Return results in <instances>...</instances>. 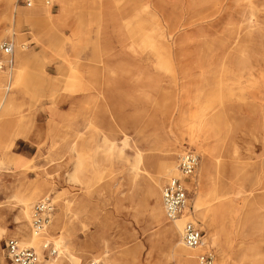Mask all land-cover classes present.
Segmentation results:
<instances>
[{
  "label": "rangeland",
  "instance_id": "1",
  "mask_svg": "<svg viewBox=\"0 0 264 264\" xmlns=\"http://www.w3.org/2000/svg\"><path fill=\"white\" fill-rule=\"evenodd\" d=\"M4 1L0 42L14 41L29 61L0 111V260L5 240L22 242L20 226L32 232V209L50 196L49 234L40 249L31 245L42 264L59 256L45 240L84 264L97 255L108 264H196L202 249L179 251L182 234L169 233L183 215L199 223L218 264H247L250 248L264 264V0H252L257 11L251 0H69L62 21L60 0L51 21L20 19L29 7L14 0L17 11H7ZM212 145L222 161L216 187L199 169ZM189 148L200 154L191 207L172 221L161 191ZM166 160L171 169L154 185ZM30 194L27 220L18 209ZM216 195L230 212L201 216Z\"/></svg>",
  "mask_w": 264,
  "mask_h": 264
},
{
  "label": "bare ground",
  "instance_id": "2",
  "mask_svg": "<svg viewBox=\"0 0 264 264\" xmlns=\"http://www.w3.org/2000/svg\"><path fill=\"white\" fill-rule=\"evenodd\" d=\"M60 1H61V13L62 14L59 18L60 19L59 21H62V19L67 14L69 0H60ZM14 2H15L14 0H5L4 1V4H5L7 11L11 10L12 5H16L15 11H17L18 4H14ZM250 6L254 9H256V11H257V6L254 4V1H252V0L250 1ZM27 7H29V8L21 9V11L25 12L24 13L25 15L22 14V16H21V13L17 14V16L20 19H25V20L27 19L28 21H30V20H35V19L42 17L46 21H51L52 13L50 10V5L44 4L42 2V0H35L34 4L27 6ZM13 9H14V7H13ZM256 11L253 12V17L255 16ZM15 46H16V52H15V55L13 58L14 62H13V65L11 67L12 70H8V72H6L7 70L0 71V88L3 87V84H6L5 85L6 88L4 89L5 93L3 95L4 97L0 101V111L4 110L1 114L3 117H5L7 111H9V108L11 106V101L13 99L12 97L9 98V91L12 89L13 80L15 81L14 86L17 88L18 87L17 85L19 84L20 77H22V74H24V69H25V67L29 61V57L27 56V54L25 52H21L20 50H18L17 44ZM12 93H14V92H12ZM12 93H10L11 96H12ZM7 96H8V98H7ZM1 121L4 122V118L2 119V117H1ZM222 129H223L222 127L220 129V127L218 126V130H220L219 134L221 133ZM103 140H104L105 144H107L106 142H108V141H112L106 134H104ZM126 140H128V139H126ZM113 146L114 145H110L106 149L104 145H99V148H103V150L106 149V150H109L111 152V151H113V148H114ZM214 151H215L214 145H212L211 148L210 147L205 148V150L203 152V160H202V163L199 167V169L201 171V178L207 177L209 179L210 183L212 184V187L217 186L216 181H218L220 178V176L218 177L217 173L221 172V168H222V161H221V159L217 158L218 156L216 157ZM169 162H170V160H166L165 162L162 161V162L156 163V171L150 177L151 183H154V185L158 184L160 186V183L162 182L163 178L166 176V172H168V169H171L172 163L169 164ZM82 166H83V164L80 161L78 166H77L79 171L84 170V169H82ZM88 169H90V168H88ZM215 172H216V174H215ZM177 173H178V169L177 168L173 169V175L177 174ZM203 188H204V185H203ZM195 191H196V203L199 204V202H201L205 196L203 189H202V185L200 186V183L195 188ZM210 192H212V191H210ZM161 193H162V191H161ZM32 196H33V194L25 195L23 198V201H22V205L20 206V209H18V210H20V214L22 215V217L27 219V220H30L29 204H30V200L32 199ZM211 196H212V194H211ZM222 197H225V195ZM209 198L210 197H208L207 199H209ZM215 198L219 199L218 195H216L214 197V199ZM214 199L209 201V203H210L209 208L207 209V211L205 213H203V214L201 213V216L204 217L206 214L207 216L211 217L213 220V219H216L217 217H222L223 214L229 210V205L226 203L227 198L222 199V200H220V199L216 200L215 199L216 201H214ZM160 200H162V206H163L162 194L160 196ZM163 208H164V206H163ZM208 212H210V214H208ZM229 212H230V210H229ZM162 213H163V210H162L161 205H160V209L157 211L155 210L152 213V217L154 219H157V218H159V216L162 215ZM203 217H201V219L205 220V218H203ZM188 218H190V216L187 217L186 215H183L179 218V220L175 221L174 225L169 229L170 235H173L175 233L182 234L184 222L186 220H188ZM191 219H193V218H191ZM263 219H264V214L260 218L257 228L260 229L261 227H263V224L261 223V220H263ZM25 225H27V223ZM25 225H23V226H25ZM20 227H21V229L18 230V233L23 237L22 243L26 244V245H30V246L33 245L34 247H37V249L41 248L40 244L42 241V237L47 236L46 234H49V231H50L49 224L39 233H35L32 230L31 225H30V227H31L32 232H29V233H26L27 230L25 231L22 226H20ZM25 229H27V228H25ZM261 229H264V227ZM2 231H3V229L0 227V235L2 234ZM213 241L214 242L216 241L215 237H214ZM54 244H55V247L59 251V256L56 258L46 259L45 260L46 264H62L61 261H65V260H66L65 262H67V264H84L82 256L72 254L68 249L65 248V246L60 241H56ZM176 248L179 251H182L185 253H189L190 251L195 250V249L199 250V251H200V249H202V250L205 249L204 246H203V248L199 247V248H195V249L187 247L183 243V241L180 239L177 243ZM3 250H4V248H3ZM259 255L260 254L257 251L250 248L248 250V255L245 256L246 263L247 264H261L260 262H261L262 258ZM100 256L101 255H97L96 257H94V260L99 263L101 259H104V261H105L104 263L108 264L107 255H104L101 258H100ZM196 256H195V258H196ZM0 258L1 259L3 258V254L0 255ZM222 260H224V259H222ZM40 264H42V262Z\"/></svg>",
  "mask_w": 264,
  "mask_h": 264
},
{
  "label": "built area",
  "instance_id": "3",
  "mask_svg": "<svg viewBox=\"0 0 264 264\" xmlns=\"http://www.w3.org/2000/svg\"><path fill=\"white\" fill-rule=\"evenodd\" d=\"M23 5L30 6L35 0H20ZM46 5H54V0H42ZM16 46L12 40L0 42V71L8 70L13 65ZM200 163V154L195 149H185L178 158V174L171 176L162 187L163 206L166 218L176 220L191 207L188 181L194 177ZM54 200L50 196L43 197L33 207L31 227L35 233L41 232L50 222L54 211ZM183 243L190 248H203L204 231L194 219L188 220L183 226ZM44 249L56 255L58 250L49 240L43 242ZM5 262L0 264H40V253L32 246L23 244L18 238L5 240ZM196 264H218L217 256L212 248L201 250L196 256ZM88 264H99L91 260Z\"/></svg>",
  "mask_w": 264,
  "mask_h": 264
},
{
  "label": "crops",
  "instance_id": "4",
  "mask_svg": "<svg viewBox=\"0 0 264 264\" xmlns=\"http://www.w3.org/2000/svg\"><path fill=\"white\" fill-rule=\"evenodd\" d=\"M10 40V39H9ZM8 70H12V68L11 69H8Z\"/></svg>",
  "mask_w": 264,
  "mask_h": 264
}]
</instances>
